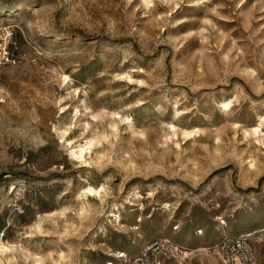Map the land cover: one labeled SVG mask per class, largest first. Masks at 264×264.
<instances>
[{"label":"rangeland","instance_id":"rangeland-1","mask_svg":"<svg viewBox=\"0 0 264 264\" xmlns=\"http://www.w3.org/2000/svg\"><path fill=\"white\" fill-rule=\"evenodd\" d=\"M0 19L17 55L0 68V264H126L162 237L189 252L162 264H224L199 251L224 235L207 231L264 227V0H0ZM136 191L154 194L142 223Z\"/></svg>","mask_w":264,"mask_h":264},{"label":"built area","instance_id":"built-area-1","mask_svg":"<svg viewBox=\"0 0 264 264\" xmlns=\"http://www.w3.org/2000/svg\"><path fill=\"white\" fill-rule=\"evenodd\" d=\"M13 41L14 27L0 25V68L17 63ZM174 228H178V225ZM207 250L220 256L224 264H264V227L223 235L219 241L207 247ZM187 253L189 252L184 246L170 237H162L146 244L126 264H162L165 258L176 255L185 258Z\"/></svg>","mask_w":264,"mask_h":264},{"label":"bare ground","instance_id":"bare-ground-1","mask_svg":"<svg viewBox=\"0 0 264 264\" xmlns=\"http://www.w3.org/2000/svg\"><path fill=\"white\" fill-rule=\"evenodd\" d=\"M144 1L146 2L147 5H150L153 0H144ZM1 21H2V19H0V22ZM63 76H64L63 77L64 78V81H68V82L70 81V78L71 77H70L69 74H65ZM233 102H234V99L233 98H230V99H228V98H221V99H219L217 101V105L219 106V108L222 111L228 112L229 110L232 109ZM61 109H62V112H63L64 109H65V107H62ZM174 112L178 116L181 113V110L178 109V108H176ZM259 117L260 118H259L258 124L251 130L252 131V134L260 133L261 130H262L261 127L264 125V115H260ZM130 118H131L130 115L121 116L120 119H119V121L113 122L111 126L113 128H115V129H118V122L123 121L125 119H130ZM169 131H170V133L169 132L168 133L171 135V137H174V136L175 137H178V136L181 135V136H183L184 139L185 138L187 139V138H190V137L197 136L202 130L198 126H193L191 128L190 127H188V128L187 127L180 128L179 126H177L176 124L173 123V124H171V126L169 128ZM251 131L246 130L245 133L249 134V133H251ZM65 132H66V130L64 131L62 137H65L64 136ZM69 142H70L69 144H71V146L69 147V152H70L71 157L72 158H74V157H76V158H83L85 161H87V152L89 151V153H91L93 147L95 146V144L97 142V139L95 137H87L85 139V144H79L77 146L73 145V141L72 140L69 141ZM255 166H256V164H255L254 160H251L249 158V160H248V168H251L252 169V168H255ZM105 189L106 188H105V185L104 184L99 185V187H98V185H97V187H95V186L89 184L87 187H85L83 189L82 195H84V196H89V194H93V195L99 194L100 195L102 193V191H105ZM153 196H154L153 192H150L147 197L144 196L139 191H136V192L133 193V201H134V203H137L138 202V208L135 209V212L137 211L139 213V215H140L139 218L137 219V221L139 223H142L143 220H144V217H145V214H144L145 213V203H144V200L153 198ZM164 206H165V208L167 210H170L171 209V204H169V203H164ZM122 215H123L122 210H119L118 213H114L115 220L120 222L121 221V218H122ZM219 218H221V216ZM221 221H223L222 222L223 225H217L213 231H210V232L207 231L206 234H210V233H220L221 232V234L226 235L229 232V228L231 227V224H229V222L227 220H223L222 219ZM41 222H43V220H40V222H38V225H36L37 228L40 229V230L43 227L42 224H41ZM136 228L139 230L140 226H136L135 229ZM200 231H201V234H204L205 233L204 230H200ZM168 233H172V232L171 231H168ZM198 233H199V230H198ZM173 234L174 235H177L176 232H173ZM139 237H140V239H144V236H143L142 233L139 234ZM134 248H135V245L131 246L130 248H128V249H126L124 251V254L123 255H124L125 258L123 260L125 262L129 261L132 256L136 255L135 252L134 253L132 252L133 251L132 249H134ZM8 249H10V246L7 243H5L4 241L0 240V252H5ZM199 251H204V253L205 252L207 253V248L201 246V248H199ZM192 252H190V253H192ZM209 256L210 255H207L208 260L213 262L215 259L212 258V257H209ZM39 262H41V259L39 260ZM203 263L204 262H201V264H203ZM177 264H184V262L179 261Z\"/></svg>","mask_w":264,"mask_h":264},{"label":"crops","instance_id":"crops-1","mask_svg":"<svg viewBox=\"0 0 264 264\" xmlns=\"http://www.w3.org/2000/svg\"><path fill=\"white\" fill-rule=\"evenodd\" d=\"M187 235H185V237H183V239H184V241L186 242V243H188V244H190V243H192V242H189V240H186V238L188 237H186ZM191 236V235H190Z\"/></svg>","mask_w":264,"mask_h":264}]
</instances>
